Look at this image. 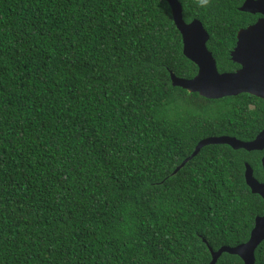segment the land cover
Wrapping results in <instances>:
<instances>
[{
  "label": "trees",
  "instance_id": "1",
  "mask_svg": "<svg viewBox=\"0 0 264 264\" xmlns=\"http://www.w3.org/2000/svg\"><path fill=\"white\" fill-rule=\"evenodd\" d=\"M243 1L177 0L219 73L260 17ZM170 74L197 67L166 0H0V264H209L208 247L247 242L264 201L244 165L264 183V150L208 145L173 172L203 139L254 140L264 100L205 99Z\"/></svg>",
  "mask_w": 264,
  "mask_h": 264
},
{
  "label": "water",
  "instance_id": "2",
  "mask_svg": "<svg viewBox=\"0 0 264 264\" xmlns=\"http://www.w3.org/2000/svg\"><path fill=\"white\" fill-rule=\"evenodd\" d=\"M171 9L172 19L181 36L182 53L185 58L197 67V74L189 80L180 79L170 74L173 87L181 88L189 93H197L209 100L234 97L245 93L264 100V0H244L239 11L251 15H261L254 24L240 29L236 35V45L230 54L231 61L240 66L233 73H219L212 54L207 49L209 39L207 31L198 20L185 23L182 10L177 0H166ZM208 145H226L233 150L246 152L264 150V128L250 142L239 141L233 137H209L201 140L192 154L186 158L173 172L176 174L189 160ZM245 183L252 194L264 201V183H259L253 176L252 168L244 165ZM264 171V157L261 158ZM264 241V215L256 217L249 239L236 247H221L213 251L208 247L211 261L215 264L223 253L239 257L243 264H254V252Z\"/></svg>",
  "mask_w": 264,
  "mask_h": 264
},
{
  "label": "clouds",
  "instance_id": "3",
  "mask_svg": "<svg viewBox=\"0 0 264 264\" xmlns=\"http://www.w3.org/2000/svg\"><path fill=\"white\" fill-rule=\"evenodd\" d=\"M207 3H208V0H201L202 5H207Z\"/></svg>",
  "mask_w": 264,
  "mask_h": 264
},
{
  "label": "flooded vegetation",
  "instance_id": "4",
  "mask_svg": "<svg viewBox=\"0 0 264 264\" xmlns=\"http://www.w3.org/2000/svg\"><path fill=\"white\" fill-rule=\"evenodd\" d=\"M262 17H263V16L260 15V17H258V18L256 19V21H257L259 18H262ZM263 128H264V127H263ZM263 157H264V156H263Z\"/></svg>",
  "mask_w": 264,
  "mask_h": 264
}]
</instances>
